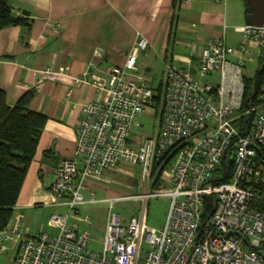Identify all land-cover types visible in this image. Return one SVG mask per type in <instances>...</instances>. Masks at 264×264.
Listing matches in <instances>:
<instances>
[{"label": "built area", "instance_id": "obj_1", "mask_svg": "<svg viewBox=\"0 0 264 264\" xmlns=\"http://www.w3.org/2000/svg\"><path fill=\"white\" fill-rule=\"evenodd\" d=\"M236 29L264 50V27L250 22ZM148 47L141 37L122 65L75 79L92 83L100 96L81 107L75 158L54 171L50 190L68 213L49 216L55 233L31 231L15 214L0 231V253L16 247L13 264H264V77L255 102L245 106L244 59H231L234 48L225 37L208 40L198 77L167 67L159 126L145 134L141 117L156 108L155 89L138 65ZM124 161L140 165L141 180L151 187L106 200L110 210L97 252L89 229L71 218L96 201L85 199L86 180ZM168 166L165 185L153 187ZM162 196L170 206L156 229L147 224V202ZM124 199L143 200L127 222L111 211ZM84 221L93 226L89 216Z\"/></svg>", "mask_w": 264, "mask_h": 264}, {"label": "crops", "instance_id": "obj_2", "mask_svg": "<svg viewBox=\"0 0 264 264\" xmlns=\"http://www.w3.org/2000/svg\"><path fill=\"white\" fill-rule=\"evenodd\" d=\"M246 2L183 0L174 19V0L10 1L12 12L27 13L33 26L28 30L15 25L0 31V87L11 105L34 90L31 109L48 117L15 208V214L24 216L27 229L55 233L49 216L68 213V207L58 204L50 190L54 171L62 160L75 158L81 107L100 96L92 83L75 79L91 70L104 76L112 66L122 65L141 37L149 41V47L139 53L138 65L151 84L149 71L156 59L165 63V72L173 65L185 76L198 77L201 47L208 40L223 37L234 48L231 59H244V73L248 65L257 62L256 73L264 50L259 41L236 29L249 23ZM115 167L105 170L100 179L86 180L85 199L96 201H88L80 209L98 200L130 194L97 197ZM165 174L169 173L162 174L166 180ZM150 187L145 186L144 191ZM71 219L89 230L95 227L89 226L83 215ZM15 249L9 244L5 252Z\"/></svg>", "mask_w": 264, "mask_h": 264}, {"label": "trees", "instance_id": "obj_3", "mask_svg": "<svg viewBox=\"0 0 264 264\" xmlns=\"http://www.w3.org/2000/svg\"><path fill=\"white\" fill-rule=\"evenodd\" d=\"M10 1L0 0V31L15 25H21L30 30L33 26L31 18L25 16L27 13L21 15L13 13ZM182 1L174 0V19ZM250 13H252V9L246 2V15L249 16ZM247 21L250 23L249 20ZM173 31L174 26L172 25L170 40L173 37ZM263 77L264 54L261 66L255 75L245 76V106L255 102ZM153 88L156 92L155 104L158 109L162 106L163 80ZM34 96L35 91L29 90L11 105L6 91L0 87V231L13 221L19 195L30 165L36 156L40 138L48 120L46 114L31 109L30 103ZM157 168L156 164L154 173ZM164 171L161 169L157 172L153 187H159L163 183L162 174Z\"/></svg>", "mask_w": 264, "mask_h": 264}, {"label": "rangeland", "instance_id": "obj_4", "mask_svg": "<svg viewBox=\"0 0 264 264\" xmlns=\"http://www.w3.org/2000/svg\"><path fill=\"white\" fill-rule=\"evenodd\" d=\"M258 67L257 62H253L245 69V75L252 76ZM152 79V85L158 86L161 79L165 75V63L162 60L156 59L155 67L149 71ZM157 112L156 117L154 114ZM160 108H150L146 114L141 117V127L139 130L145 134H153L159 126ZM239 127V122L236 123ZM229 165V163H228ZM169 167L165 171L168 173ZM111 177H106L107 182L104 181L105 189L97 192V197L106 198L108 196L119 195L122 193H130L128 195L139 194L145 192V186L141 180V167L138 164L129 162H122L113 169ZM166 176V174H165ZM166 181V180H165ZM143 200L124 199L118 201L111 210L113 213H118L125 220H129L131 216L137 215ZM170 199L167 196L153 197L147 202V224L150 227L160 229L166 221L167 213L169 211ZM110 208V203L107 201L98 200L95 203L83 206L81 215L84 217L90 216V220L95 227L89 231L91 233L90 247L97 252L102 250V240L105 234L107 218ZM15 257L14 251L4 252L0 255V264H13Z\"/></svg>", "mask_w": 264, "mask_h": 264}, {"label": "water", "instance_id": "obj_5", "mask_svg": "<svg viewBox=\"0 0 264 264\" xmlns=\"http://www.w3.org/2000/svg\"><path fill=\"white\" fill-rule=\"evenodd\" d=\"M250 4L252 13L248 16L251 23L264 27V0H247Z\"/></svg>", "mask_w": 264, "mask_h": 264}]
</instances>
